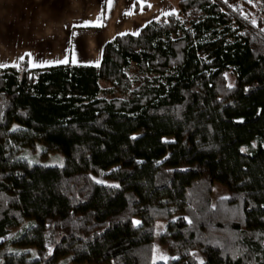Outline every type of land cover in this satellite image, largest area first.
I'll list each match as a JSON object with an SVG mask.
<instances>
[{
    "label": "trees",
    "instance_id": "16d2710c",
    "mask_svg": "<svg viewBox=\"0 0 264 264\" xmlns=\"http://www.w3.org/2000/svg\"><path fill=\"white\" fill-rule=\"evenodd\" d=\"M175 9L99 64L0 67V264H264V0Z\"/></svg>",
    "mask_w": 264,
    "mask_h": 264
},
{
    "label": "rangeland",
    "instance_id": "374dc122",
    "mask_svg": "<svg viewBox=\"0 0 264 264\" xmlns=\"http://www.w3.org/2000/svg\"><path fill=\"white\" fill-rule=\"evenodd\" d=\"M82 1H86V4L90 2V0ZM136 1L140 2L142 6L148 4L149 7L148 10L142 9L146 12L144 15L139 11V15L143 17V19H139L140 21L119 23L118 29H116V22H112L107 30H103L98 34L93 35V33L83 31L75 32L76 34L72 36V32L69 33L63 29L69 28L73 23H79L76 22L79 19L77 12L59 15L57 19H54L43 10L39 0H0V65H3L2 67L16 65L18 60L26 55L24 51L27 52V50L33 52L29 55L32 67L53 66L64 63L97 64L98 58H101L103 40H106L107 36L108 38L112 36L114 38L116 35L125 32L137 33L140 27L144 25L142 20L147 23L175 11L178 2V0ZM112 9L110 10L112 11ZM60 18L62 19L59 20ZM50 33L52 36L57 34V37H50ZM41 34H45L47 37H39ZM61 35L64 36L61 37ZM36 43L37 47H33ZM165 141L171 142L172 139L165 138ZM28 150V148L21 149L19 155L31 162H39L47 166L65 165L63 156L42 152L40 148L32 154ZM227 196V189L222 184L215 183L212 192L213 202ZM166 227V222H159L156 225V252L154 256L156 263L167 262L169 259L167 248L160 244L158 240ZM13 235L14 233L11 236Z\"/></svg>",
    "mask_w": 264,
    "mask_h": 264
},
{
    "label": "crops",
    "instance_id": "0c3cea01",
    "mask_svg": "<svg viewBox=\"0 0 264 264\" xmlns=\"http://www.w3.org/2000/svg\"><path fill=\"white\" fill-rule=\"evenodd\" d=\"M39 2H40V6H43V10L49 16L53 17L54 19H57L59 15L62 16L65 14H73L76 12L77 14H79V19L78 21H76L79 23H75V24L73 23L72 24L73 26L71 25L69 26V28L63 29L66 32H69V33L72 32L73 34L72 36H74L78 32H83V31L88 32V33H93V35H95V34L100 33L103 30H107L109 27V24L112 22H116V29H118L119 23H122V22L129 23V21L137 22V21H140L139 19H143V17L139 15V12L138 13L132 12V6H134V2H138L136 0L132 2H130L129 0H110V1L109 0H94V1L90 0V2L87 4H86V1H82V0H77V1L39 0ZM146 5L148 6V4ZM111 8H113L112 11L110 10ZM87 10H88V13H87ZM141 12L143 13V15L146 14V12L143 10H141ZM61 19L62 18H60L59 20ZM142 21H143L142 22L143 24H146L144 20ZM125 33H129V32H125ZM49 35L50 37H57V34L52 36V34L50 33ZM67 35L69 36V34ZM43 36H45V34L44 35L41 34L39 37H43ZM63 36L61 35V37ZM111 39H113V36L111 38L110 37L108 38L107 36L106 40H103V44L101 43L102 48L104 44ZM33 47H37V43L34 44ZM24 53L30 55L33 52L31 53L30 50H27V52L24 51ZM100 61H101V58H98L97 64H99ZM33 68H37V67H33Z\"/></svg>",
    "mask_w": 264,
    "mask_h": 264
},
{
    "label": "snow or ice",
    "instance_id": "6c2138e0",
    "mask_svg": "<svg viewBox=\"0 0 264 264\" xmlns=\"http://www.w3.org/2000/svg\"><path fill=\"white\" fill-rule=\"evenodd\" d=\"M66 62V61H65ZM3 65H0V67H2ZM222 199H224V198H222ZM137 224L139 223L138 221L136 222Z\"/></svg>",
    "mask_w": 264,
    "mask_h": 264
}]
</instances>
